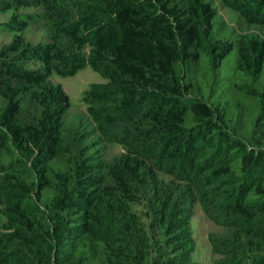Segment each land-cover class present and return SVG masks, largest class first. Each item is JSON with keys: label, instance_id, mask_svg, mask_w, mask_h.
<instances>
[{"label": "trees", "instance_id": "16d2710c", "mask_svg": "<svg viewBox=\"0 0 264 264\" xmlns=\"http://www.w3.org/2000/svg\"><path fill=\"white\" fill-rule=\"evenodd\" d=\"M226 1L264 23V0ZM25 6L41 9L49 40L25 39L35 19L20 12ZM8 10L0 264H186L196 202L227 231L209 234L220 255L214 264H264V80L243 86L262 72L264 39L211 40L208 0H0ZM233 49L237 80L223 82L215 73ZM30 60L40 65L26 66ZM86 65L105 79L81 96L95 143L124 149L111 160L65 141L70 100L50 75ZM25 97L34 106L27 116ZM141 200L147 225L132 207Z\"/></svg>", "mask_w": 264, "mask_h": 264}, {"label": "rangeland", "instance_id": "374dc122", "mask_svg": "<svg viewBox=\"0 0 264 264\" xmlns=\"http://www.w3.org/2000/svg\"><path fill=\"white\" fill-rule=\"evenodd\" d=\"M214 6V30L213 35L209 36L211 40L216 39V36L228 39L237 33H252L259 38L264 39V23L251 21L245 17L239 10L235 9L232 4L226 0H208ZM20 12H30L34 14V20L31 21L23 30L24 37L27 41L37 42L41 40H49L51 38V30L42 16H39L41 9L37 6H25ZM11 10L6 12L0 11V46L11 40L14 32L8 31L4 28V22L9 18ZM37 14V15H35ZM209 40H206L208 42ZM234 62L235 49L223 59L221 70L215 73L216 78L221 77L223 82L229 80H237L234 76ZM28 67L39 66L38 61L30 60L26 64ZM220 79V80H221ZM50 80L54 83H60L64 91L68 94L70 106L64 113L63 131L65 141L77 142L82 144H89L88 152L92 151L97 159L111 160L113 156L118 155L124 149L121 144L117 142H102L95 143L97 134L93 131V124L89 119L86 106L81 100L83 91L88 88L91 82L105 81L99 72L93 70L89 65L78 70L73 75L60 76L55 73L50 75ZM264 80V67L260 76H256L252 80L250 78L245 80L244 88L254 87ZM241 96V95H240ZM243 108L249 107L251 104L248 99L242 97ZM208 101V100H207ZM4 106V101L0 98V112ZM34 109L31 102L24 99L23 115H29V112ZM2 132L0 131V135ZM74 135V138L72 136ZM74 140V141H73ZM6 149L0 145V160L5 155ZM17 161V158L22 156L17 152H12ZM165 178H172L173 175L168 172H162ZM132 207L141 215L142 220L147 225V205L145 200L132 204ZM188 226L190 228V235L193 238L192 248L189 251L186 264H214L220 258V255L212 250V244L209 234L213 233L215 238H219L227 233L226 229L212 220H210L199 202H196L192 207V212L189 217ZM157 238L152 237L153 245H156Z\"/></svg>", "mask_w": 264, "mask_h": 264}]
</instances>
